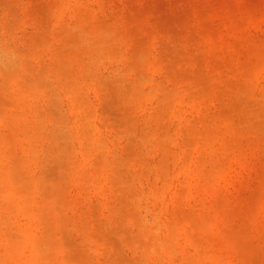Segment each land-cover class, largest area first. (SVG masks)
<instances>
[{"label": "clouds", "instance_id": "clouds-1", "mask_svg": "<svg viewBox=\"0 0 264 264\" xmlns=\"http://www.w3.org/2000/svg\"><path fill=\"white\" fill-rule=\"evenodd\" d=\"M0 264H264V0H0Z\"/></svg>", "mask_w": 264, "mask_h": 264}, {"label": "rangeland", "instance_id": "rangeland-1", "mask_svg": "<svg viewBox=\"0 0 264 264\" xmlns=\"http://www.w3.org/2000/svg\"><path fill=\"white\" fill-rule=\"evenodd\" d=\"M217 43L210 46V51L207 53V58L213 69L219 71L221 66L226 63L227 47L224 40L220 37L217 38Z\"/></svg>", "mask_w": 264, "mask_h": 264}]
</instances>
